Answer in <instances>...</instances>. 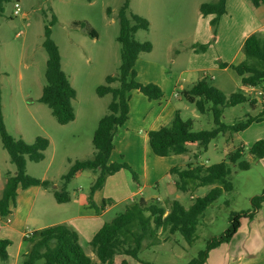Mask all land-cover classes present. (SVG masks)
<instances>
[{"label": "rangeland", "instance_id": "374dc122", "mask_svg": "<svg viewBox=\"0 0 264 264\" xmlns=\"http://www.w3.org/2000/svg\"><path fill=\"white\" fill-rule=\"evenodd\" d=\"M213 1L216 0H8L4 3V11L0 13V87L2 113L7 132L28 143L34 142L39 136L50 140L43 160L36 162L26 155L27 173L49 180L50 187L33 186L27 190L28 196L21 200L18 208L14 205L8 216L0 215V238L9 241L7 251L11 264H24V253L30 244L25 236L27 232L83 213L84 206L92 202L90 187L96 174L94 176L91 170L80 171L66 186L62 176L68 172L75 160L92 158L94 155L93 135L100 118L109 112V104L113 98L111 93L100 96L97 87L107 83L108 75H116L119 72L121 64V43L118 40L119 12L126 2L129 16L136 14L149 22L148 29L139 28L135 37L140 42H150L152 50L141 52L138 58L158 61L163 68H158L157 73L161 72L170 80L164 83L166 90L155 83L163 93L158 101L169 100L173 110L164 124L169 125L176 111H180L182 118L194 120L195 130L212 129L215 126L211 112L200 113L195 104L185 99L182 87L180 85L174 87L178 77L183 76L181 70L186 67L193 46L196 52L202 53L200 55L203 63L200 65L212 64L217 54H221L219 47L223 43L229 44V50L234 46L236 38L225 28L229 18H225L220 30L217 31L219 22L216 25L212 23L215 16L213 14L204 16L200 11L202 3ZM15 10H18L17 14ZM46 26L50 27L51 38L59 47L62 69L76 89V97L73 99L76 117L67 124L59 123L50 107L40 100L46 84L48 60V52L43 44ZM92 29L95 30V36L90 33ZM218 35H222L221 38H216ZM210 44L211 47L208 49ZM210 67L211 65L206 67L204 75H208L211 83L227 96L233 92H242L250 101L255 99L259 101L255 107L249 100L225 107L223 122L233 124L259 113L264 99L263 88L246 89L236 72L231 74L232 72L226 73ZM201 73L199 70L194 72L192 80H197ZM190 86H192L190 82L187 84L184 82L185 88ZM260 90L262 93H259ZM136 91L143 95L142 97L146 96L139 90ZM176 94L181 97L178 98ZM133 119L134 122L137 121L135 112ZM126 125L124 123L121 128L119 127L116 136ZM135 130L133 125L129 128L137 147L136 155H128L127 158L117 152L111 157L110 162L129 164L136 173V178L127 168L116 171L113 177H120L121 183L131 180L134 188L139 189L144 185V180L139 176V167L136 170L133 165L140 162L145 143L142 138L135 135ZM258 139H264V120L254 122L245 130L220 134L209 143L207 150L201 148L197 142L193 143L190 145L191 151L180 161L169 158L172 159L169 161L176 162L180 167H186L188 162L211 165L228 161V153L242 146L244 154L241 159L248 160L251 166L242 170L237 165L229 164L231 173L228 180L232 182L233 189L224 191L200 216L196 240L192 244H189L180 233L169 235L168 231L159 230L157 244L152 246L144 244L140 253L141 258L148 261V264H184L197 257L207 248L212 238L220 236L226 230L233 213L252 208V197L264 190V162L262 159L254 158L249 152V146ZM148 147L150 155L157 157L149 145ZM199 152L200 154L196 156L195 154ZM15 173L16 165L11 162L0 136V197L7 178ZM175 178L174 174L166 176L161 181L160 189L155 184L147 186L143 192L141 191L142 194L140 192L132 196L129 202L144 195L148 201L159 197L161 204L168 203V199H178L185 207H189L196 197L205 195L212 188L202 186L194 193H187L178 190L174 184L175 188L171 191L168 184ZM127 186L129 187V183ZM55 190L69 193L71 200L58 202L54 195ZM102 196L101 190L93 196V202L99 209ZM262 205L258 210L261 212L257 211L260 214L257 216L258 213H255V217L247 219L245 226L231 243L233 253L239 256V264H264V203ZM116 212L117 206L105 216H100L92 229H82L80 233L81 245L95 260L97 257L90 245L92 232L110 218H114L118 214ZM8 219L10 225H7L10 223ZM254 221L256 230L252 225ZM73 222L76 223L77 220ZM247 224L251 231L247 230ZM222 247L223 243L215 248ZM218 252L219 250L214 251L211 257ZM35 264H44V259H38ZM128 264L139 263L129 258Z\"/></svg>", "mask_w": 264, "mask_h": 264}, {"label": "trees", "instance_id": "16d2710c", "mask_svg": "<svg viewBox=\"0 0 264 264\" xmlns=\"http://www.w3.org/2000/svg\"><path fill=\"white\" fill-rule=\"evenodd\" d=\"M8 0H0V13L4 11V3ZM226 1L216 0L205 2L200 6L203 15L215 14L212 20L216 25L219 18L226 13ZM254 6H260L264 0H252ZM128 2L120 12V32L118 40L121 43V64L116 75H108L106 84L97 87V93L104 96L112 94L109 104V112L100 118L93 135L95 152L92 158L75 160L69 170L62 176L64 185L71 182L80 171L91 170L96 178L90 187V200L93 203L94 193L100 189L107 177L121 168L133 170L127 163L110 162L111 154L115 148L114 140L120 126L129 119L130 91L139 90L149 99H158L162 96V89L155 83H141L137 80L136 61L141 52L152 50L150 42H140L135 33L139 28L148 29L147 19L127 13ZM95 36V30L90 32ZM44 47L48 52L46 65V84L40 100L47 104L59 123L67 124L75 119L76 114L73 99L76 97V89L73 87L68 75L62 69L61 53L56 42L51 38V29L45 28ZM207 48V46H206ZM244 60L230 66L241 77L244 86L259 87L264 89V32L252 33L246 37L243 43ZM221 66H228L226 62H220ZM185 99L195 104L197 110L205 114L211 112L215 126L212 129H194L192 118H182L177 111L173 121L169 125H163L158 129L148 132V144L152 152L157 156L183 154L189 151V143L198 145L207 150L209 143L220 134H226L245 130L254 122L264 120V99L262 107L257 115H250L245 120L233 124L222 121L224 108L235 106L239 103L250 101L242 92H233L227 96L220 88L213 85L208 75L193 83L183 90ZM255 107V100L250 101ZM0 136L3 146L10 155V160L16 165V173L10 175L3 188L0 197V215L7 216L16 204L18 189L29 186L50 187V181L37 178L27 173L26 155L33 161L39 162L45 158V150L50 145V140L39 136L32 143L22 138H15L7 132L1 105L0 87ZM249 152L254 158L264 156V139L256 140L249 146ZM198 154H195L198 156ZM244 148L241 146L228 153V161H220L211 165L189 163L186 167L174 166L170 173L176 176V188L183 192L194 193L202 186H212L203 196H198L189 207H185L178 199H168V203L161 204L159 199L148 201L143 196L129 202L125 209L119 212L110 221H106L94 233L90 245L97 260L90 256L80 243V235L71 225L62 222L52 224L31 231L27 237L28 250L24 253V264H35L38 259H44V264H128V259L133 258L139 264H148V261L140 257L144 244L152 246L157 244L159 230L168 231L170 234L180 233L189 244L196 240V231L200 216L207 207L212 204L224 191L233 189L232 182L228 180L231 173L229 164L237 165L240 169H249L251 163L242 160ZM136 178V173L132 171ZM138 176V175H137ZM58 202L64 203L71 200L67 192L54 191ZM252 208L247 211L235 212L232 215L230 225L218 237L212 238L205 250L197 257L184 264H204L210 250L221 243L228 242L235 235L241 225L242 218H252L264 203V190L251 199ZM9 241L0 238L1 264H11L7 245Z\"/></svg>", "mask_w": 264, "mask_h": 264}, {"label": "crops", "instance_id": "0c3cea01", "mask_svg": "<svg viewBox=\"0 0 264 264\" xmlns=\"http://www.w3.org/2000/svg\"><path fill=\"white\" fill-rule=\"evenodd\" d=\"M226 9H227L226 13H224L219 18V21H218L219 24L217 23L218 24L217 31L220 30L221 26L223 25V22L226 20L225 18H229L227 19V22L229 23L226 25L225 28L226 30L229 31V33L233 34L236 38L235 42L233 43L234 44L233 48H230L229 50L228 49L229 44L223 43L222 46L219 47V51H221V54L220 53L217 54L216 56L217 58L212 64L200 65L201 63H203L201 62L202 57L200 55L202 53L196 52L193 46V48L190 50L186 67H183L181 70V74L183 76L178 77L174 87H176L177 85L178 86L180 85L182 87V90L188 89L184 87V82L186 84L190 82V84L193 85L194 82H196L197 80L201 79L204 76L206 67L210 65H211L210 69L214 68L216 70H221L222 72H226V73L232 72L231 74H235L234 72L236 71L230 66V64H237L241 62L242 60H244L245 54L243 51V43L246 37L252 33H263L264 32V3L261 4L260 6H254L252 0H227ZM208 15H204V16H208ZM213 15L215 16V14ZM236 23H237V26H235ZM232 28L234 30H232ZM221 36L222 35L220 36L218 35V37L216 38L219 39L221 38ZM210 47H211V44L208 47V49H210ZM227 50L229 51L227 52ZM221 61L226 62L229 65L223 67L220 65ZM157 62L158 61H153L152 59L140 60L138 58L136 61L137 78L142 83H157L158 85L161 86L162 89L166 90L167 87L164 86L165 85L164 83H168V81L170 80L167 77H164L161 72L157 73L158 68H163L162 65ZM197 70L202 71V73L198 77V79L195 78L197 80H192L194 72H196ZM211 77L213 78V76ZM238 78H240L241 80L240 76ZM243 87H245L246 89L249 88L248 86H244V85ZM250 88H254V87H250ZM261 91L262 90H260L259 93ZM142 96L143 95H140L139 92L136 90L131 91L130 101H129V105H130L129 119L125 123L127 124L125 129L123 131H121L120 129L118 132V135L116 136L114 140L115 148L111 154V157L117 152L120 153L121 155L123 154L127 158H128V155L129 156L136 155L137 147L135 146L134 139H132L133 135L131 136V133H129L130 132L129 128L133 125L136 129L135 135L137 137L142 138L146 146V147L144 146V150L142 153V157L140 158V162L138 159L137 162L139 163L138 164L135 163L133 165L136 167V170L139 167V170H138L139 172L138 171L137 172L139 173V176H141L142 180H144V183H143L144 185L140 187L139 189H135L134 185L131 183V180H126L123 183H121L120 177H113L115 173L111 174L107 177L104 185L100 189H98L93 195L95 196V194L100 190L103 192L102 203H101V208H100L101 210L97 208L95 202H93L94 203L93 205L89 204V205L84 206L85 212L78 213L74 216L63 218L62 220L56 223L65 222L73 226V228L77 230L79 235L82 229H86V230L92 229L93 225L96 224V222H98V218L100 216H105L106 214H108L109 211H112L116 206L118 209V212L116 213L123 211L126 205L129 203V199H131L132 196L140 193L141 191L143 192V189L145 187L153 186L155 184V186L158 189H160L161 181L166 176L171 174L170 169L174 166H178L176 162L174 163L173 161L172 162L169 161V160H172L169 158H174L180 161V159H182L183 156H186V153L191 151L190 145H192L193 143L188 144L189 151L183 154L157 156L153 153L157 157H152V155H150L149 150H148L149 148L148 147L149 145L148 144V132L150 130L158 129L161 126L165 125L164 124L165 121L169 119L173 110L171 109V103L169 102V100L158 101V99H149L147 96L145 97H142ZM177 97L180 98L181 96H177ZM256 101L257 102L255 103V106H258L259 104L258 99H256ZM134 112L137 118V121L135 122L133 119ZM111 157H110V160H112ZM260 159H262L264 162V156ZM148 160H150V162H148ZM94 176H95V173H94ZM128 183H129V187L127 186ZM174 184H175V179H171L168 184V187L171 189V191L174 190L175 188ZM30 188H33V186H29L28 188L18 189V195H17L16 204H15L16 208H18L21 200H24L28 196L27 190H29ZM157 199L160 200L159 197ZM258 212H261V211H258ZM258 212H256V214ZM256 214L254 215V217L256 216ZM259 214L260 213H258L257 216ZM111 217H114V216H111ZM110 219L108 221H110ZM247 219L249 218L248 217L242 218L240 228L235 233V235L231 238L230 241L223 243L222 248H214L211 250V253L207 257V260L204 262V264H239L240 263V260L238 258L239 256H237L238 254H234L230 246L234 238L241 232L240 230L245 226L244 223ZM73 220H77V222L74 223ZM10 224L11 222L8 223L7 225H10ZM252 225L255 227V230H256L257 227L255 225V221L252 223ZM11 227L13 226L11 225ZM35 229H39V228H35ZM97 230L98 228H96V230L94 231L96 232ZM247 230L251 231L249 229V226L247 227ZM95 232H92L93 233L92 235H94ZM20 246H21V243H20ZM217 250H219V252L215 253V255L211 257L213 252Z\"/></svg>", "mask_w": 264, "mask_h": 264}, {"label": "built area", "instance_id": "2783aa9c", "mask_svg": "<svg viewBox=\"0 0 264 264\" xmlns=\"http://www.w3.org/2000/svg\"><path fill=\"white\" fill-rule=\"evenodd\" d=\"M15 13L17 14L18 13V10H15ZM176 96H178V94H176ZM30 234H31V232H27L25 236L28 237V236H30Z\"/></svg>", "mask_w": 264, "mask_h": 264}]
</instances>
